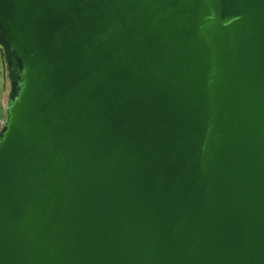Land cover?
Listing matches in <instances>:
<instances>
[{
    "label": "water",
    "instance_id": "obj_1",
    "mask_svg": "<svg viewBox=\"0 0 264 264\" xmlns=\"http://www.w3.org/2000/svg\"><path fill=\"white\" fill-rule=\"evenodd\" d=\"M0 264H264V0H0Z\"/></svg>",
    "mask_w": 264,
    "mask_h": 264
},
{
    "label": "rangeland",
    "instance_id": "obj_2",
    "mask_svg": "<svg viewBox=\"0 0 264 264\" xmlns=\"http://www.w3.org/2000/svg\"><path fill=\"white\" fill-rule=\"evenodd\" d=\"M9 89L10 86L7 78L6 66L4 59L0 55V130L2 129L5 121V106L8 100Z\"/></svg>",
    "mask_w": 264,
    "mask_h": 264
},
{
    "label": "trees",
    "instance_id": "obj_3",
    "mask_svg": "<svg viewBox=\"0 0 264 264\" xmlns=\"http://www.w3.org/2000/svg\"><path fill=\"white\" fill-rule=\"evenodd\" d=\"M0 55H1V57L3 58V54H2V50H1V48H0Z\"/></svg>",
    "mask_w": 264,
    "mask_h": 264
},
{
    "label": "crops",
    "instance_id": "obj_4",
    "mask_svg": "<svg viewBox=\"0 0 264 264\" xmlns=\"http://www.w3.org/2000/svg\"><path fill=\"white\" fill-rule=\"evenodd\" d=\"M1 125V124H0Z\"/></svg>",
    "mask_w": 264,
    "mask_h": 264
}]
</instances>
